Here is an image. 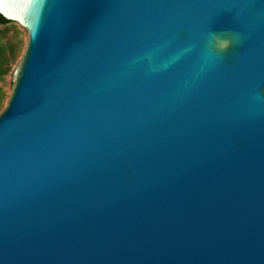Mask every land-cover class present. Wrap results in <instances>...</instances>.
I'll return each mask as SVG.
<instances>
[{"label": "water", "instance_id": "obj_1", "mask_svg": "<svg viewBox=\"0 0 264 264\" xmlns=\"http://www.w3.org/2000/svg\"><path fill=\"white\" fill-rule=\"evenodd\" d=\"M0 14V264H264V0Z\"/></svg>", "mask_w": 264, "mask_h": 264}, {"label": "trees", "instance_id": "obj_2", "mask_svg": "<svg viewBox=\"0 0 264 264\" xmlns=\"http://www.w3.org/2000/svg\"><path fill=\"white\" fill-rule=\"evenodd\" d=\"M13 21L0 14V111L5 106L9 93L6 90V77L13 70V64L16 61V48L8 39L6 40V29Z\"/></svg>", "mask_w": 264, "mask_h": 264}, {"label": "rangeland", "instance_id": "obj_3", "mask_svg": "<svg viewBox=\"0 0 264 264\" xmlns=\"http://www.w3.org/2000/svg\"><path fill=\"white\" fill-rule=\"evenodd\" d=\"M0 28H3V26L0 25ZM5 29H6V40L8 39L12 44L15 45L16 48V61L13 64V69H14V67L16 66L20 57L23 54L27 42V31L25 28H23L16 22L10 23L8 26L5 27ZM12 74L13 73L11 72L9 75H7L5 81L6 90L9 94L13 86Z\"/></svg>", "mask_w": 264, "mask_h": 264}]
</instances>
